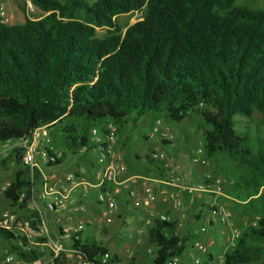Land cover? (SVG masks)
<instances>
[{
	"label": "trees",
	"instance_id": "16d2710c",
	"mask_svg": "<svg viewBox=\"0 0 264 264\" xmlns=\"http://www.w3.org/2000/svg\"><path fill=\"white\" fill-rule=\"evenodd\" d=\"M234 1L28 0L40 16L0 23V145L45 126L51 145L60 150L55 157L46 149L44 167L51 171L66 156L86 162L93 148L91 129L105 136L110 126L118 137L130 116L133 122L151 115L152 121L175 124L197 117L204 159L222 156L246 169L240 181L258 204L264 148L251 152L246 147V136L234 130V117L264 116V10L233 7ZM133 12L140 18L121 31L115 19ZM101 28L106 36L99 39L95 31ZM13 153L5 159L12 160L13 173L0 196L10 209L23 210L30 189L38 188L39 174L21 165L19 150ZM145 161L166 179L163 164L151 153ZM177 225L176 220H151L145 230L153 249L149 264L184 255L190 238L180 237ZM78 236L72 245L84 261L121 264L93 237ZM0 238L10 239L2 231ZM104 254L108 258L102 261ZM263 259L260 215L239 230L222 264ZM128 264H135L132 256Z\"/></svg>",
	"mask_w": 264,
	"mask_h": 264
},
{
	"label": "rangeland",
	"instance_id": "374dc122",
	"mask_svg": "<svg viewBox=\"0 0 264 264\" xmlns=\"http://www.w3.org/2000/svg\"><path fill=\"white\" fill-rule=\"evenodd\" d=\"M26 2L28 0H0L7 17L6 25L21 24L24 18L32 19L41 15V12L32 5L26 10ZM233 7H245L250 11L264 10V0H235ZM139 18L140 12H133L117 17L115 23L121 31H124L126 26L131 25ZM105 36L106 30L104 28L95 31L96 38L102 39ZM157 120L160 122L159 129L164 131L166 136L171 137V140L167 141L168 147L166 145L163 146V144L160 145L157 135L151 133L150 127L153 126L156 120L152 121L151 115H145L140 117L136 122H133V116L128 117L125 125L121 129V133L118 137H115V144L112 148L114 151L120 152L122 147L119 141L121 143L124 142L122 143L125 145L124 151L120 155L123 166L128 172L135 167L131 159L132 156L138 155L141 157L140 164L136 166V169L141 171L148 168L145 157L150 156V153L155 156L161 154L165 159H169L168 154H179L185 151V156L183 154L178 158L179 160L170 158V161H168L179 166L178 170L182 167L185 169L187 184L182 176L180 183L183 186L188 185L187 187L190 188L207 179L210 183H214L213 188L210 192H193L191 201L188 199L185 202L181 194L182 191L180 192V189L177 187H175L177 188V191H175L172 187V190L166 193V199L168 200L166 205L169 208L167 209L165 207L157 211L151 220L159 217L165 218L167 214L170 216L173 215L172 218L178 223L177 234L180 237L185 236L190 238L186 243L185 253L178 260L177 264H204L207 262L208 264H220L223 253L232 243V236L238 233L248 223L253 224L260 215L264 216V186H261L258 190L257 196H260L261 200L257 204L254 202L255 197L250 195V188H245L246 185L240 181L241 178L246 177V169L235 166L222 156H218L214 160L205 159L202 163H192L188 159V151L199 148L201 145L200 122L197 117L178 124L164 122L162 118H158ZM234 121L235 132L246 136V147L251 152H255L258 148H264L263 115L258 112H253L249 118L235 116ZM149 124L152 125L149 126ZM145 137L146 140L144 139ZM162 142L166 141L162 140ZM47 147L54 154H60V150L52 146L50 140L47 143ZM63 164L66 166V170L59 167L51 170V172H56L58 175L65 174L67 171H73L78 168L83 162L77 161L71 156H66ZM12 173V160H5L3 164H0V194L2 192V185L10 181ZM83 175H85V180L91 181L90 173H84ZM179 177L178 183L180 181ZM236 183L238 184L237 188H230L232 184ZM174 193H178L179 195V206L173 205L172 195ZM90 197H92L91 191ZM149 200H152V197ZM217 209H221L223 215L216 216L214 212ZM10 210L7 203L0 196V213ZM115 210H117L121 219L116 221L113 217L110 223H103L100 226L99 234L96 233L94 237L97 241L100 239L104 241L106 235L103 231L107 232L109 234L108 239L110 238V240L108 241L111 244L112 252L121 264H128L131 256L135 264H149L148 254H152L153 249L146 243L145 230L140 228V226L139 228L142 230L140 239L143 240L140 248L144 252L139 254L138 252L131 251L130 248L127 250L131 245L127 239L132 236V231H135L138 225L134 220L140 219L142 216L138 210H134L123 199L115 203ZM86 211L88 210L86 209ZM100 211L102 210L98 209L96 212L93 210L91 214L88 212L90 219H93L96 213ZM257 211L260 213L257 214ZM149 225H151V222ZM91 233V229L85 228L83 231L84 235ZM208 239L214 242L213 245L208 248L206 254H200L194 248V244H204ZM3 245L4 241L0 238V248ZM0 264H2L1 258ZM254 264H264V259Z\"/></svg>",
	"mask_w": 264,
	"mask_h": 264
},
{
	"label": "built area",
	"instance_id": "2783aa9c",
	"mask_svg": "<svg viewBox=\"0 0 264 264\" xmlns=\"http://www.w3.org/2000/svg\"><path fill=\"white\" fill-rule=\"evenodd\" d=\"M29 8L30 4L26 2V10ZM6 22L7 17L0 3V23ZM159 128L160 122L156 120L151 127V133L156 134L160 142L171 140V137L166 136ZM107 129L105 136L96 129H91L89 134V140L93 145L90 153L94 156V183L87 182L80 171L68 172L59 178L44 167L49 161L46 159L49 138L45 126L33 130L27 137L0 145V160L5 159L14 150H19L21 165L30 172L36 170L39 174L38 188L30 189L26 209L19 210L14 207L10 211L0 213V231L10 238L9 241L2 239L4 241L3 247L0 248L2 264H90L82 259L77 249L73 248L72 239L77 240L78 234L86 228L91 229L92 233L85 236H91L96 240L94 235L99 234L100 226L103 223H110V215L114 210V194L109 186L124 172L120 152L112 148L115 144L113 128L107 126ZM84 151L85 149H81L80 153ZM52 154L55 157L60 155L53 152ZM153 157L163 164L166 176L164 185L177 187L180 192L185 191L187 194L212 190L214 183L207 179L194 187H178L177 165L168 162L170 160L161 154ZM187 157L192 163H202L205 160L200 147L189 150ZM8 186L9 181L2 185V191ZM90 190L94 192L92 202L95 208L102 210L96 213L93 219H90L83 206V201ZM145 192L148 193L147 190ZM178 196V193L172 195L174 206L180 204ZM22 197L21 194L19 200ZM214 214L221 216L223 211L217 209ZM236 237L237 233L232 236V243ZM213 243L208 239L204 244H194V248L204 255ZM18 254H24L32 260H23ZM107 258L108 254H104L102 261ZM178 260L171 259L167 264H177Z\"/></svg>",
	"mask_w": 264,
	"mask_h": 264
},
{
	"label": "crops",
	"instance_id": "0c3cea01",
	"mask_svg": "<svg viewBox=\"0 0 264 264\" xmlns=\"http://www.w3.org/2000/svg\"><path fill=\"white\" fill-rule=\"evenodd\" d=\"M152 124H149V126H151ZM151 130V127H150ZM150 132V131H149ZM149 137H151L149 135ZM146 140V137L144 138ZM119 141V139H118ZM124 143V142H122ZM119 141L120 146L122 147L120 150V153L122 155V152L124 151V144H122ZM160 145L161 142H160ZM164 146V144H163ZM168 147V144L166 145ZM185 151L179 153V154H173L171 153L170 155L168 154L169 159L170 158H175L176 160H179L178 158L181 157L183 154L185 156ZM152 154V153H151ZM91 153L87 155L86 157V162L83 163L82 165H80L78 168L74 169L73 171H65L66 173L68 172H77L80 171L82 174V177H85V175H83L84 173H90V178L91 181H87L89 183H94L95 182V169L93 166V155L91 157ZM153 155V154H152ZM125 158V157H124ZM132 161L135 165V167L131 170V171H127L124 168V172L122 173V175L117 178V180L111 184L109 186L111 192L114 194V210L112 211V214L110 215V220L114 217L116 221L120 220L121 217L119 216V213H117V210H115V203L117 201H120L121 199L124 200L125 203H129L131 205V207L134 210H138V212L140 213V215L142 216L140 219H136L134 220L137 225V228L135 229V231H132V236L127 239L131 244L127 250L130 248L131 251H135L138 252L139 254L144 252L143 249L140 248V246L143 243V240L140 239L141 237V232L142 230L140 228H142L143 230H146V228L148 226H150V222H151V218L154 217V214L157 213V211H160L162 208L164 209L165 207H167V209L169 208V206L166 205V203L168 202V200L166 199V193L170 192L172 189L171 186H167L164 185V180L163 179H159L157 177L156 173H152L153 171H151L150 167L148 166L147 169L150 170V173L146 172V169L138 171L136 169V166H138L141 162V157H139L138 155L136 156H132ZM88 166L87 169L89 170L88 172L86 171V167ZM61 168H63V170H66V166H64V164H62L60 166ZM177 168L179 169V166H177ZM177 169V173L178 177H179V183H178V187L181 188H189L187 187L188 185H182L181 182V176L183 177L184 181H186L187 184V174L185 169L182 167L180 168V170ZM84 170V171H83ZM51 172V171H50ZM53 173V172H51ZM55 176L61 178L64 173H62L61 175L56 172L53 173ZM85 179V178H84ZM185 184V182H184ZM145 190L148 191V193L146 194ZM173 190L177 191V188L173 187ZM92 193V197L94 195V192L92 190H90ZM90 191L88 193V196L86 199H84L83 201V206L85 207V210L87 209L88 211H86V213H90L95 210V212L98 210L95 208V205L92 202V197H90ZM182 197L184 199L185 202H187V200L189 199L191 201L193 193L191 194H187L185 191L181 192ZM152 197V200H149ZM85 203V204H84ZM87 206V207H86ZM172 216H170L169 214L165 215L164 219L167 220H174V218H172ZM140 226V228H139ZM106 235L104 241L102 239L99 240L100 243H102L105 248L107 249V251L111 254L114 255L112 252V247H110V243L108 240H110L109 234L105 231H103ZM145 235V234H144ZM2 240V239H1ZM3 241V240H2ZM137 253V254H138Z\"/></svg>",
	"mask_w": 264,
	"mask_h": 264
}]
</instances>
